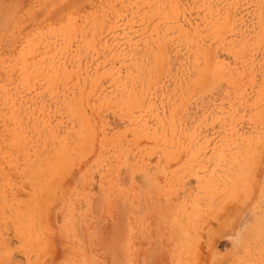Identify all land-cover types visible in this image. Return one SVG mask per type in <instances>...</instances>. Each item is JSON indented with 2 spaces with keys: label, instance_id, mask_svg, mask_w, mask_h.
I'll use <instances>...</instances> for the list:
<instances>
[{
  "label": "rangeland",
  "instance_id": "374dc122",
  "mask_svg": "<svg viewBox=\"0 0 264 264\" xmlns=\"http://www.w3.org/2000/svg\"><path fill=\"white\" fill-rule=\"evenodd\" d=\"M0 264H264V0H0Z\"/></svg>",
  "mask_w": 264,
  "mask_h": 264
}]
</instances>
